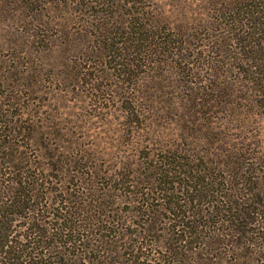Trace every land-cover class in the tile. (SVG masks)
<instances>
[{
    "label": "rangeland",
    "instance_id": "374dc122",
    "mask_svg": "<svg viewBox=\"0 0 264 264\" xmlns=\"http://www.w3.org/2000/svg\"><path fill=\"white\" fill-rule=\"evenodd\" d=\"M13 165L41 178L45 221L79 226L60 264H129L99 239L127 245L150 203L167 243L164 194L229 229L203 263L264 264V0H0V170ZM229 219L249 220L244 241Z\"/></svg>",
    "mask_w": 264,
    "mask_h": 264
},
{
    "label": "trees",
    "instance_id": "16d2710c",
    "mask_svg": "<svg viewBox=\"0 0 264 264\" xmlns=\"http://www.w3.org/2000/svg\"><path fill=\"white\" fill-rule=\"evenodd\" d=\"M25 167V165L21 167L13 165L8 167V171L3 170L1 172L0 170V192L3 194L5 192L6 195L4 199H0V264H37V262L60 264L64 258L73 253V250L70 253L66 248L74 247L76 245L74 242L76 240L80 241V232H77L79 226L76 223L71 225L73 220L70 214H68V218L65 215L56 216L55 218L51 216L54 219L53 222L43 219V214L40 213V207H38V204L41 203L38 194L41 189V183L38 180L41 178L35 172L34 174L29 173ZM163 175L165 176L161 177L162 182H174L166 180L165 172ZM203 182V179L195 180L192 184V189L196 191V185ZM168 190H173V187H166L164 192L167 193ZM164 195L166 197L165 199L163 198L166 204L164 208L172 215L168 217L170 234L168 235L167 243L157 245L159 240H152L153 237L149 235L154 229L150 224V220L154 218L153 216L156 212V208H153L150 203L149 208L151 211L142 212V215L145 213L147 217L143 223L148 225L144 228V231H139L136 234L130 231L129 234H134V237L127 245L120 241L123 240L122 237L115 239L111 243L112 239H110L109 235L103 234L106 237L102 236L99 239L101 243H105L103 253L106 251L107 254H112L117 250V246L114 245L117 242H121L120 246H123L126 249V254L131 256L126 258V260H129V264H205L202 262L201 257L203 256L201 250L205 246H202V244L219 246L220 243L229 240L226 238L228 235L226 232L229 229L222 223L218 224V221H214L213 212L205 211V214L202 211H197L194 205L184 206V204H180L174 198H171L170 195ZM231 208V211L235 209L233 212H238L236 211V203L234 206L231 205ZM223 210L226 211V209ZM229 210L230 207L227 208V211ZM240 216L242 217L243 215ZM208 217L211 219H208ZM206 219L208 225L206 224ZM17 220L20 222H18V225ZM210 221L212 222L210 223ZM233 222L232 219H229L227 224L235 225L233 229L239 233V241H241V238L244 241L246 239L245 232L248 230L245 224L249 220L239 223ZM215 224H218L217 227H213ZM100 225L101 223H99ZM17 226L19 231L15 228ZM206 226L209 227L204 230ZM210 227H213L211 233ZM103 228L102 225L99 229ZM258 238L262 240L264 235ZM196 242L201 243L199 247L195 245ZM235 244H238V240L232 247L236 248L238 246ZM252 244L254 243L250 242L248 246H252V249L255 250V246ZM158 247L161 249L159 250ZM193 255L195 256L194 258ZM43 257L52 258L53 260L45 263L46 261L42 260ZM104 257L101 258L99 256L97 259L94 255H91L88 257L89 263H110L109 258ZM192 258L193 260L190 261Z\"/></svg>",
    "mask_w": 264,
    "mask_h": 264
}]
</instances>
